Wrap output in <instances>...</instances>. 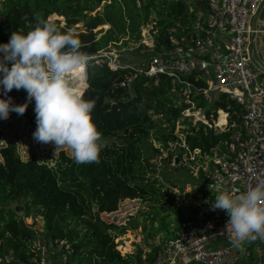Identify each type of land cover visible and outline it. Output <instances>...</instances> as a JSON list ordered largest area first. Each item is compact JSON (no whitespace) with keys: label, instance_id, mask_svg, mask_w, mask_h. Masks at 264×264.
<instances>
[{"label":"trees","instance_id":"obj_1","mask_svg":"<svg viewBox=\"0 0 264 264\" xmlns=\"http://www.w3.org/2000/svg\"><path fill=\"white\" fill-rule=\"evenodd\" d=\"M197 10L205 13V5L193 2L189 11L186 0H0V38L5 34L11 37L20 29L22 34H27L35 26V17L49 20V16L55 14L63 17V24L60 20L50 22L62 32L72 30L82 42L80 51L92 56L119 41H122L121 45H126L128 40L140 39L141 26L149 22L152 23L153 44L158 47L160 44L167 45L170 35L190 34ZM105 24L108 28L96 29ZM3 41L9 42L6 39ZM8 67L11 68V63ZM130 71L129 67L111 69L106 63H97L93 59L86 69V87L84 90V87H79L77 91L83 94L84 99L95 101L93 122L106 140L111 134L125 132L135 135V140L143 143L150 134L161 147L167 149V142H179L174 133L175 121L179 110L188 104L183 101L178 87L166 76L138 77L130 88L122 86ZM72 83L76 88L77 83ZM8 97H11L13 105L27 103L28 107L25 114L11 112L7 120L0 119V122L22 117L37 127L35 104L28 101L27 93L13 89L5 96L0 85V99ZM192 100L203 108L205 115L210 111L214 113L217 108L230 114L232 110L238 114L242 111L239 104L226 99L223 94L210 102L200 95ZM182 123L185 124L181 129L182 141L189 150L197 148L206 155L225 150L228 132H214L201 123L192 124L185 118ZM151 150L159 153L158 148ZM183 153V148L179 147L175 156L177 161ZM171 157L170 151H167L166 158ZM133 158V152L119 155L108 144L100 153L99 164H83V175L88 182L86 197H83L79 190H72V186L60 182L55 168L39 163L35 158L22 160L14 143L7 142L0 147V264H30L29 258L35 252L32 247L34 231L23 220L24 216L30 215H39L43 219L47 235L68 244L65 264H151L164 243L175 237L179 222L183 220L180 211L174 217L175 227L171 230L169 221H163L166 214L156 216L151 210L146 212L145 220L148 219L151 227L156 221L155 230L162 232L165 241L162 246L152 247L144 257L140 253L122 255L116 248L115 239L136 225L107 223L100 217L103 212L116 211L124 199L145 197L155 190L151 181L138 183L132 182L133 179L128 182L133 174L125 178V174L114 170L112 165L123 168L125 173L131 171V162L128 161ZM199 174L203 185L205 179L200 170ZM166 194L167 188L159 195ZM92 201L96 202L95 211L90 209ZM249 248L248 245L246 249ZM10 255L15 259L9 260ZM249 264L257 262L252 258Z\"/></svg>","mask_w":264,"mask_h":264},{"label":"built area","instance_id":"obj_2","mask_svg":"<svg viewBox=\"0 0 264 264\" xmlns=\"http://www.w3.org/2000/svg\"><path fill=\"white\" fill-rule=\"evenodd\" d=\"M196 1L205 5L206 12L196 11L190 34L170 35L167 45L155 47L152 37L141 40V33L140 39L128 40L126 45H121L122 41L111 44L93 57L111 69L129 67L131 71L121 83L129 88L138 77H168L188 104L179 110L181 119L201 123L214 132H228L225 150L219 154H202L197 148L189 150L180 138L174 143L191 160L204 157L197 164L205 179L203 194H211L209 185L215 184L238 195L264 184V75L247 56L250 32L255 54L264 63V0ZM133 49L140 61L128 62L125 57ZM220 94L239 104L241 113L232 110L230 114L217 108L205 115L203 108L192 100L200 95L210 102ZM228 219L225 213L184 218L175 237L164 243L151 264H225L233 248L228 235L222 234ZM32 229L35 252L29 263L65 264L68 244L47 235L42 228ZM218 240L224 241L215 247L210 245ZM259 242L264 254V242ZM8 259L15 258L10 255Z\"/></svg>","mask_w":264,"mask_h":264},{"label":"clouds","instance_id":"obj_3","mask_svg":"<svg viewBox=\"0 0 264 264\" xmlns=\"http://www.w3.org/2000/svg\"><path fill=\"white\" fill-rule=\"evenodd\" d=\"M27 34L12 33L8 43L0 44V85L5 96L13 89L24 90L28 101H35L36 131L33 139L67 149L76 164L100 163V153L108 141L93 122L94 100H86L72 86L75 74L85 75L94 57L80 51L81 40L72 30L62 32L58 26L40 16ZM11 63V68L8 64ZM28 104L13 105L11 97L0 99V119L11 112L25 114ZM211 192L219 193L212 203L229 217L225 232L235 248L245 241L264 242V184L232 195L215 184Z\"/></svg>","mask_w":264,"mask_h":264},{"label":"rangeland","instance_id":"obj_4","mask_svg":"<svg viewBox=\"0 0 264 264\" xmlns=\"http://www.w3.org/2000/svg\"><path fill=\"white\" fill-rule=\"evenodd\" d=\"M193 2L197 1L186 0L187 7L193 8ZM49 20H60V23L63 24L64 19L53 14L49 16ZM78 26H81V24H78ZM151 26L152 23L149 22L141 27V33L144 34L141 40L148 41V37H152ZM100 28L106 29L108 25H101L96 29ZM10 38V36L5 34L4 37L1 36L0 42L7 43L3 40L9 41ZM128 52L129 57H125L126 61H140L135 49ZM2 57L3 53H0V59ZM79 87H84L82 89L84 90L86 82L84 85L76 86L75 89L77 90ZM182 121L183 118L181 119L179 116L174 126V133L180 140H182L181 129L185 127ZM36 128L22 117H15L8 122H0V147L7 142L14 143L22 160L35 158L39 163L55 168L62 184L72 186V190H79L80 193L84 194L83 197H86L88 182L83 175V165L76 164L67 149L61 148L56 151V146L52 143L41 144L36 142L33 139V133ZM106 138L110 148L114 149L119 155L124 152H133L134 155L133 160L128 161L131 162V171L125 173L123 168L118 167V165H112L114 170L125 174V178L127 175L131 176L133 174V177H130L128 182L133 179L134 181L132 182L138 183L151 181L155 188L152 194L149 193L145 197L142 196L133 200L124 199L114 212L107 214L103 212L100 214L102 220L107 223L136 225L127 229L125 233L115 239L116 248L120 250L122 255L140 253L144 257L152 247L163 245L165 240H163L162 232L155 230L156 221L152 223L151 227L148 219L145 220L148 210H151L156 216L157 214H166L163 221H169L170 230L175 227L173 220L178 211L182 213L183 219L194 213L198 215L211 211L212 205L206 204L207 196L205 197L201 191L202 183L197 168V164L202 162L204 157L191 160L185 154H182L177 161L175 156L179 153L180 146L174 142H167V149H164L150 134L146 137L147 141L143 143H138L135 140V135L125 132H119L115 135L111 134ZM151 148H158L159 153H153ZM167 151H170L171 158H166ZM124 161H126L125 158ZM127 163L126 167H128ZM165 188H167V194L159 195L163 194ZM89 205L92 211L96 210L95 201H92ZM86 215L89 216L88 212ZM23 220L26 225L44 229L43 219L39 215L24 216ZM219 241L224 240L214 241L210 245L215 247ZM249 244V256H247L248 254L245 255L244 252ZM233 249L239 251L240 254L238 253V255L240 256H236V263L228 264H249L252 258L256 260L257 264H262L263 251L256 240L245 241L241 248L233 247Z\"/></svg>","mask_w":264,"mask_h":264},{"label":"water","instance_id":"obj_5","mask_svg":"<svg viewBox=\"0 0 264 264\" xmlns=\"http://www.w3.org/2000/svg\"><path fill=\"white\" fill-rule=\"evenodd\" d=\"M248 25H249V30H250L251 20L249 21V24ZM248 42H249L248 45H247V56H248V59L264 75V63L255 54L254 43L252 41V37H251L250 32H248Z\"/></svg>","mask_w":264,"mask_h":264},{"label":"crops","instance_id":"obj_6","mask_svg":"<svg viewBox=\"0 0 264 264\" xmlns=\"http://www.w3.org/2000/svg\"><path fill=\"white\" fill-rule=\"evenodd\" d=\"M204 196L206 197L205 194H204ZM215 196H216V195H214V193L211 192V194H209V195L207 196V199L205 200L206 204H208L209 206H211L212 203H214ZM206 207H207V206H206ZM210 209H211V211H210V212H207V213H209V214L223 213V211H221V210H219V209H217V210H215V211L212 210V207H211ZM192 217H194V216H192ZM257 240H258V239H257ZM258 242H259V240H258ZM259 244H260V242H259ZM260 245H261V244H260ZM249 246H250V244H249ZM261 248H262V246H261ZM262 251H263V249H262ZM238 253L240 254L239 251L234 250V249L232 248L231 251H230V255H229L228 259H227V262H226L225 264L235 262V261H236V260H235L236 256H240V255H238ZM244 254H245V255L249 254V252H248L247 249H245ZM263 256H264V254H263Z\"/></svg>","mask_w":264,"mask_h":264},{"label":"bare ground","instance_id":"obj_7","mask_svg":"<svg viewBox=\"0 0 264 264\" xmlns=\"http://www.w3.org/2000/svg\"><path fill=\"white\" fill-rule=\"evenodd\" d=\"M84 78H85V75L75 74L73 76V81H75L77 83V86L80 85V84H83L84 85L85 84Z\"/></svg>","mask_w":264,"mask_h":264}]
</instances>
